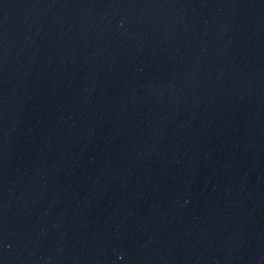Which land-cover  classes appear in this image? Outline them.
I'll use <instances>...</instances> for the list:
<instances>
[{
	"label": "water",
	"instance_id": "obj_1",
	"mask_svg": "<svg viewBox=\"0 0 264 264\" xmlns=\"http://www.w3.org/2000/svg\"><path fill=\"white\" fill-rule=\"evenodd\" d=\"M0 32L143 264H264V0H0Z\"/></svg>",
	"mask_w": 264,
	"mask_h": 264
}]
</instances>
